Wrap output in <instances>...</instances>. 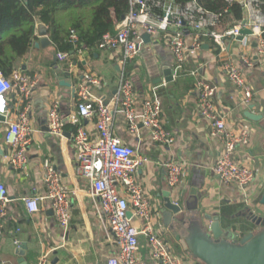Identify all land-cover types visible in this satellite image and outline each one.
<instances>
[{"label": "crops", "instance_id": "crops-1", "mask_svg": "<svg viewBox=\"0 0 264 264\" xmlns=\"http://www.w3.org/2000/svg\"><path fill=\"white\" fill-rule=\"evenodd\" d=\"M234 20L231 18L229 24ZM40 24H36L28 53L17 61L14 68L27 77L39 78L30 95L29 116L33 135L27 152L28 162L21 170H13L6 163L8 149L5 133L8 126L4 119H0V182L10 199L8 217L0 232V264H20L21 257L25 264H37L43 254H48L50 264H105L116 255L118 246L99 214V203L91 196L89 182L77 171L76 152L72 145L74 127L70 124V118L74 117L92 133L96 120L78 118L75 96H72L70 88L59 86L54 73L61 70L60 77L65 81L72 80L74 85L85 75L98 77L101 85L92 88L91 93L103 104H109L121 78L119 57L111 50L84 49L80 54L69 56L65 62L55 63L56 52L52 43L46 48L40 46L41 40L36 35ZM246 40L248 44L242 40L228 41L225 56L237 60L236 56L244 53L251 58L249 68L238 63L253 91L251 104L247 107L242 105L240 92L223 73V58L217 54L209 39H204L203 48L197 56L186 59L174 79L172 74L176 63L168 52L167 38L162 33L156 39L147 41L142 38L139 56L130 61L124 70L133 79L138 108L153 93L158 96L163 128L171 134L173 141L162 146L153 144L145 129H140L139 138H135L128 132L127 123L119 113H114L111 132L138 155L147 158V163L136 172L135 181L152 207L150 224L168 245L172 256L185 259L188 264L200 262L175 240L172 234L175 217L172 216L168 223L169 218L163 213L166 197L181 206L193 219L203 215L217 217L222 228L230 230L236 240L256 230L246 208L257 216H264V206L259 204L264 192V119L253 123L244 116L247 111L264 115V62L255 54L254 39L246 36ZM201 76L206 77L215 88V106L226 115L228 127L234 130L243 127L252 132L249 146L237 147L235 155L236 161L251 168L255 174L254 187L248 191L247 201L236 186L222 185L213 175V166L221 153L222 144L209 137L207 122L197 111L196 83ZM7 97L9 116L16 119L22 106L12 93ZM52 105L58 106L62 118V139L48 133L47 113ZM165 161L183 163L186 168L174 191L166 185V173L161 168ZM45 162L57 171L62 186L70 193L71 218L67 231L57 224L48 202L42 203L40 213L29 215L22 201L23 198L46 194L43 182ZM14 239L19 241L18 246L14 244ZM138 245V260L143 264H157L151 260L143 237H139ZM21 246L26 247L22 256L18 251Z\"/></svg>", "mask_w": 264, "mask_h": 264}, {"label": "built area", "instance_id": "built-area-1", "mask_svg": "<svg viewBox=\"0 0 264 264\" xmlns=\"http://www.w3.org/2000/svg\"><path fill=\"white\" fill-rule=\"evenodd\" d=\"M228 4L237 3L244 16L234 20L226 29L219 24V15L205 11L197 0L180 3L176 0H129V11L113 33H105L98 44V50H111L118 55L121 78L115 96L109 104L92 95L91 90L101 85V80L92 75L74 85L76 115L81 120L95 119L94 130L88 132L76 118H70L73 125L72 145L76 152L77 171L90 184L91 196L98 200L99 214L113 236L118 252L105 264H143L138 260L139 237L145 239L149 255L157 264H188L169 251L157 231L150 224L152 207L145 192L135 181L139 168L147 163L130 146L123 144L112 135L111 125L114 113L121 114L128 132L139 138L140 129L149 132L153 144L167 145L173 141L170 133L164 130L160 99L153 93L151 98L142 102L138 108L133 79L124 73L127 64L140 54L143 44L142 35L156 39L159 34L167 38L166 45L170 56L176 63L173 79L182 69L189 56H197L203 48L204 39L211 40L215 51L223 58L222 71L231 85L240 92L242 105L251 104L253 91L239 64L251 67V58L239 53L237 60L226 55V43L237 40L242 30L250 32L255 42V54L264 62V11L259 0H225ZM73 45L78 43L74 34L70 35ZM242 42L248 44L246 36ZM82 51H78L80 54ZM227 57V58H226ZM55 59L65 62L67 53H56ZM237 61V62H236ZM239 63V64H238ZM194 76L197 74L192 73ZM36 76L27 77L13 71L7 79L0 74V119L3 117L8 128L5 133L7 146L6 163L13 170H21L28 162V148L32 141L31 109L32 89L38 84ZM197 111L207 122L209 137L219 140L222 150L213 168V175L222 185L236 186L243 193L244 200L248 191L254 187L255 174L249 167L236 161L237 147H248L252 132L247 128L231 129L226 123V115L215 106V88L206 77L201 76L196 83ZM12 93L22 110L16 119L9 116L8 95ZM48 133L62 139L63 122L58 106L48 110ZM161 168L166 173V185L172 191L185 173L183 163L165 161ZM46 194L41 197L23 198L25 210L29 215L41 212L44 202L50 204L57 224L65 231L71 218L70 193L62 186L59 174L50 163L43 165ZM10 203L8 192L0 182V232L8 217L7 205ZM18 246L19 241L14 239ZM37 264H50L48 254L39 257Z\"/></svg>", "mask_w": 264, "mask_h": 264}, {"label": "trees", "instance_id": "trees-1", "mask_svg": "<svg viewBox=\"0 0 264 264\" xmlns=\"http://www.w3.org/2000/svg\"><path fill=\"white\" fill-rule=\"evenodd\" d=\"M197 1L208 13L219 15L222 29L229 26L231 18H243L237 3ZM259 1L264 11V0ZM128 11L129 0H0V74L8 79L17 61L28 53L37 23L47 26L55 52L69 57L84 49H98L103 34L113 33ZM71 34L78 39L76 45Z\"/></svg>", "mask_w": 264, "mask_h": 264}, {"label": "water", "instance_id": "water-1", "mask_svg": "<svg viewBox=\"0 0 264 264\" xmlns=\"http://www.w3.org/2000/svg\"><path fill=\"white\" fill-rule=\"evenodd\" d=\"M26 2V0H22ZM37 37L40 38V46L46 48L51 45L47 36V28L44 25L37 26ZM237 40H242L244 36H250L248 30H242ZM142 38L149 40L147 34ZM38 46V44L36 45ZM54 58V62L56 63ZM60 71H56V77L59 86L71 89L74 95V84L72 80L65 81ZM69 75V74H68ZM244 116L250 122H258L264 119V115H254L251 112H245ZM4 119L3 117L1 120ZM259 204L264 206V192ZM163 213H165L168 223L174 216L172 226L175 240L181 244L185 252H188L195 260L204 264H264V216L255 215L250 209L246 208L249 213L250 221L256 227L253 232H247L240 236L238 240L230 230H224L217 217L203 215L201 218L193 219L186 214L181 206L166 197L163 203ZM188 209H190L188 207ZM207 221L208 224H204ZM169 225V224H168ZM19 254L22 256L25 246L19 247ZM25 264L22 257L19 262Z\"/></svg>", "mask_w": 264, "mask_h": 264}]
</instances>
